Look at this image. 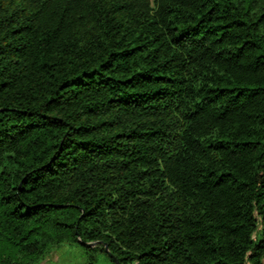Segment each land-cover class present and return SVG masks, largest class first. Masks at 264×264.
Returning a JSON list of instances; mask_svg holds the SVG:
<instances>
[{"label": "trees", "instance_id": "16d2710c", "mask_svg": "<svg viewBox=\"0 0 264 264\" xmlns=\"http://www.w3.org/2000/svg\"><path fill=\"white\" fill-rule=\"evenodd\" d=\"M65 245L264 264V0H0V264Z\"/></svg>", "mask_w": 264, "mask_h": 264}, {"label": "rangeland", "instance_id": "374dc122", "mask_svg": "<svg viewBox=\"0 0 264 264\" xmlns=\"http://www.w3.org/2000/svg\"><path fill=\"white\" fill-rule=\"evenodd\" d=\"M149 1L153 2V0ZM90 256L95 257V261L91 264H111L106 256L100 252L87 254L80 247L69 245L52 251L39 264H88Z\"/></svg>", "mask_w": 264, "mask_h": 264}, {"label": "water", "instance_id": "95a60500", "mask_svg": "<svg viewBox=\"0 0 264 264\" xmlns=\"http://www.w3.org/2000/svg\"><path fill=\"white\" fill-rule=\"evenodd\" d=\"M81 244L84 245V246H86V247H88V248H93V247L99 245V242H91V243L81 242ZM104 250H105V252L108 254V256L112 259V261H113L115 264H120V263L116 260V258H115L111 253L108 252L106 246H104Z\"/></svg>", "mask_w": 264, "mask_h": 264}]
</instances>
